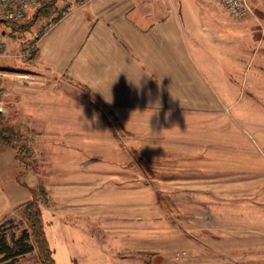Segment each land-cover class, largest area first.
I'll return each instance as SVG.
<instances>
[{"label":"rangeland","instance_id":"rangeland-1","mask_svg":"<svg viewBox=\"0 0 264 264\" xmlns=\"http://www.w3.org/2000/svg\"><path fill=\"white\" fill-rule=\"evenodd\" d=\"M249 1L246 17L213 2L230 24L228 160L221 159L227 148L221 138L191 141L190 120L165 117L153 121L165 120V128H143L141 121H151L135 113V126L126 127L125 115L82 86L71 94L94 112L78 111L79 123L70 117V126L53 128L40 116H20L0 91L8 111L0 110L20 126L19 144L26 143L20 161L16 148L0 142V239L12 243L26 230L27 186L42 183L48 199L40 200L42 216L54 226L49 236L58 264H264V0ZM67 2L56 0L53 14L28 30L1 22L0 65L9 59L26 69L34 55L22 52ZM3 255L0 264H46L36 246Z\"/></svg>","mask_w":264,"mask_h":264},{"label":"crops","instance_id":"crops-1","mask_svg":"<svg viewBox=\"0 0 264 264\" xmlns=\"http://www.w3.org/2000/svg\"><path fill=\"white\" fill-rule=\"evenodd\" d=\"M78 1L39 34L26 69L9 59L0 65V91L13 98V110L31 121L40 116L52 128L70 126V117L79 123L75 113L94 112L71 94L82 86L125 115L126 127L135 126V113L151 121H141L143 128H165V117L190 120L191 141L221 138L227 145L221 159L228 160L230 130L223 114L231 91L224 69L231 64L230 24L214 7L216 0ZM53 227L45 229L55 257ZM55 236L66 241L63 234Z\"/></svg>","mask_w":264,"mask_h":264},{"label":"trees","instance_id":"trees-1","mask_svg":"<svg viewBox=\"0 0 264 264\" xmlns=\"http://www.w3.org/2000/svg\"><path fill=\"white\" fill-rule=\"evenodd\" d=\"M56 0H50L44 6L36 10L32 15H30L24 23L6 20L0 21L5 22L7 25L13 27L14 30H28L30 26L42 16H51L54 12V5ZM61 14L52 17L55 21L59 18ZM36 50L33 51L35 55ZM18 124H12L8 122L4 111L0 110V142L7 146L17 149L16 158L20 161H24L22 156L23 151L26 147L25 144H19L22 142L23 136ZM21 185H25L21 182ZM27 186V185H26ZM31 193V198L23 204L22 212L27 224L26 230L23 231L22 235L15 238L12 243H9L5 236L0 239V254L3 255V259L16 256L18 254L26 253L33 249V246L38 247L39 253L43 261L46 264H57L54 257V251L49 243L45 223L42 216V205L40 200L48 201L47 199V189L42 184L39 183L36 187L27 186ZM31 238L32 242L28 241Z\"/></svg>","mask_w":264,"mask_h":264},{"label":"built area","instance_id":"built-area-1","mask_svg":"<svg viewBox=\"0 0 264 264\" xmlns=\"http://www.w3.org/2000/svg\"><path fill=\"white\" fill-rule=\"evenodd\" d=\"M50 0H0V21H16L23 22L30 15H32L40 7L44 6ZM220 3L233 15L238 17H246L251 11V3L249 0H219ZM67 8L71 7L74 3H82L78 0H68ZM53 20L47 19L42 32H45L52 26ZM37 48V40L33 41L25 51L24 55L31 53Z\"/></svg>","mask_w":264,"mask_h":264}]
</instances>
